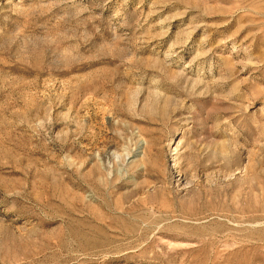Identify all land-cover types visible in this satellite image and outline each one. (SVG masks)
Here are the masks:
<instances>
[{
  "label": "rangeland",
  "instance_id": "rangeland-1",
  "mask_svg": "<svg viewBox=\"0 0 264 264\" xmlns=\"http://www.w3.org/2000/svg\"><path fill=\"white\" fill-rule=\"evenodd\" d=\"M0 264H264V0H0Z\"/></svg>",
  "mask_w": 264,
  "mask_h": 264
},
{
  "label": "bare ground",
  "instance_id": "bare-ground-1",
  "mask_svg": "<svg viewBox=\"0 0 264 264\" xmlns=\"http://www.w3.org/2000/svg\"><path fill=\"white\" fill-rule=\"evenodd\" d=\"M176 144V142H174L173 144H172V146H174ZM175 149H173V151H172V155H173V163H175L176 162V156H175Z\"/></svg>",
  "mask_w": 264,
  "mask_h": 264
}]
</instances>
